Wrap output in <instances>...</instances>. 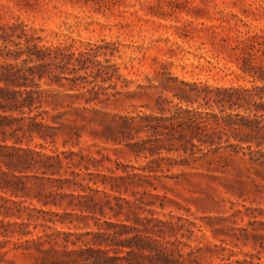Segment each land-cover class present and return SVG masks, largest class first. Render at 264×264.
Segmentation results:
<instances>
[{
  "label": "rangeland",
  "instance_id": "1",
  "mask_svg": "<svg viewBox=\"0 0 264 264\" xmlns=\"http://www.w3.org/2000/svg\"><path fill=\"white\" fill-rule=\"evenodd\" d=\"M6 70L0 264H264V155L179 135L264 85V0H0Z\"/></svg>",
  "mask_w": 264,
  "mask_h": 264
},
{
  "label": "trees",
  "instance_id": "2",
  "mask_svg": "<svg viewBox=\"0 0 264 264\" xmlns=\"http://www.w3.org/2000/svg\"><path fill=\"white\" fill-rule=\"evenodd\" d=\"M14 77L15 75L6 70L0 79L8 82ZM214 92L217 98H209V100L215 102L221 112L218 114L214 110L211 113H202L197 109L181 108L180 118L184 120L179 126L180 138L192 145V151L198 149L204 152L203 148H205L207 153H216L232 148L235 155L240 153L246 155L247 151H250V154L256 152L264 155L262 150L255 151L252 146L254 143L257 148L264 146V85L253 88H220L215 89ZM16 94L8 87H0V95L6 100L13 99ZM179 99L183 101V98ZM239 110H243V113L235 114ZM229 132L232 133L236 143H230ZM222 134L228 135L227 145L223 144ZM195 141L199 144L197 145ZM185 151L187 152L186 146Z\"/></svg>",
  "mask_w": 264,
  "mask_h": 264
}]
</instances>
